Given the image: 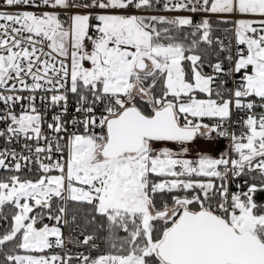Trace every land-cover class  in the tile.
Segmentation results:
<instances>
[{"label": "snow or ice", "instance_id": "obj_1", "mask_svg": "<svg viewBox=\"0 0 264 264\" xmlns=\"http://www.w3.org/2000/svg\"><path fill=\"white\" fill-rule=\"evenodd\" d=\"M261 200L264 0H0V264H264Z\"/></svg>", "mask_w": 264, "mask_h": 264}, {"label": "built area", "instance_id": "obj_2", "mask_svg": "<svg viewBox=\"0 0 264 264\" xmlns=\"http://www.w3.org/2000/svg\"><path fill=\"white\" fill-rule=\"evenodd\" d=\"M156 15H177L175 13H166V12H158V13H153ZM221 142H224L225 140H219ZM227 142V141H226ZM223 149H218L217 153H216V157L218 156V154L222 151ZM51 223V222H49ZM63 231H64V235H65V243H66V249L67 251H70L71 254L76 255L79 253H83L84 247H80L77 246L74 241L75 239L78 237V232L75 230V225H69V226H64L63 227ZM80 239H82V237H79ZM69 240H71L72 242H69ZM65 250H60V249H56L54 250L57 253L63 254V252ZM87 254V253H85Z\"/></svg>", "mask_w": 264, "mask_h": 264}, {"label": "rangeland", "instance_id": "obj_3", "mask_svg": "<svg viewBox=\"0 0 264 264\" xmlns=\"http://www.w3.org/2000/svg\"><path fill=\"white\" fill-rule=\"evenodd\" d=\"M227 142L197 140L191 146V154L188 158H196L199 154H208L216 157L218 149H224Z\"/></svg>", "mask_w": 264, "mask_h": 264}, {"label": "trees", "instance_id": "obj_4", "mask_svg": "<svg viewBox=\"0 0 264 264\" xmlns=\"http://www.w3.org/2000/svg\"><path fill=\"white\" fill-rule=\"evenodd\" d=\"M257 198L260 199L261 198V194H257ZM262 203H264V200H261Z\"/></svg>", "mask_w": 264, "mask_h": 264}]
</instances>
